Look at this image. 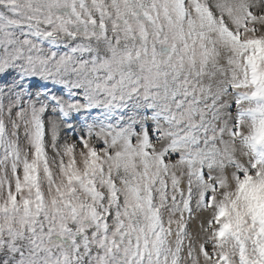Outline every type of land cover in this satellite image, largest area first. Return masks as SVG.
Returning <instances> with one entry per match:
<instances>
[{"label":"snow or ice","instance_id":"snow-or-ice-1","mask_svg":"<svg viewBox=\"0 0 264 264\" xmlns=\"http://www.w3.org/2000/svg\"><path fill=\"white\" fill-rule=\"evenodd\" d=\"M0 264H264V0H0Z\"/></svg>","mask_w":264,"mask_h":264},{"label":"rangeland","instance_id":"rangeland-1","mask_svg":"<svg viewBox=\"0 0 264 264\" xmlns=\"http://www.w3.org/2000/svg\"><path fill=\"white\" fill-rule=\"evenodd\" d=\"M199 226V224H198V222H197V224L194 226V227H198Z\"/></svg>","mask_w":264,"mask_h":264}]
</instances>
